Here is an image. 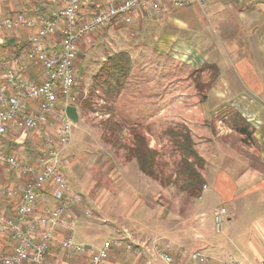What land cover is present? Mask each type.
<instances>
[{
  "label": "crops",
  "instance_id": "crops-1",
  "mask_svg": "<svg viewBox=\"0 0 264 264\" xmlns=\"http://www.w3.org/2000/svg\"><path fill=\"white\" fill-rule=\"evenodd\" d=\"M49 8L47 0H0V15H33L37 11L47 12ZM131 23L133 25L129 34L130 50L125 52L132 63L131 72L126 86L112 103L113 110L114 106L119 104L121 94L129 86L130 79L136 84L135 87L140 84L141 72L134 73V70H137L139 65L141 69V65L150 61L162 62L167 58L188 72L194 83L186 87L188 91L184 92L181 89V93L176 91L174 94L175 98L176 94L190 92L189 103L176 100L167 103V100H164L162 106L157 108L155 117L148 116L127 121L123 126L142 130L148 139L149 147L155 148L156 142L167 140L166 111L168 109L182 111L180 122L190 130L195 148L204 159L205 165L207 163L205 152L211 158L217 157L218 152H221L220 156L224 160L226 179H220L219 172L211 178L203 174L205 185L201 195L198 199L190 200V203L193 207V202L196 200H210L212 213L216 206H225L228 212L224 220L226 226L222 234L219 233L220 230L214 231L219 233L218 235H211L202 221L197 226L189 223L191 242L196 245L191 251H202L209 259L205 264H219L222 255H230L228 253L235 256L241 264H257L264 261V2L203 0V5L200 6L191 0L186 7L168 9L156 19L135 12ZM118 24L121 23L115 21L107 23L99 33L97 32L98 34L96 33L97 36L101 37L102 31L107 27ZM27 38L28 35L24 32L0 33V46L17 59L18 67L22 66L23 75L37 79V67L25 64L23 60L24 51L28 47ZM84 44L78 46L77 54L85 48ZM45 47L51 53L59 51L61 48L59 35L50 37ZM149 55L151 58L147 57ZM107 57L103 56L101 63ZM134 61L137 64L133 65ZM203 65H214L218 70L216 81L205 91L198 86V79L203 82L206 77L204 73L198 74V69ZM76 89L75 87L72 90V94L79 97ZM82 92L84 94L86 91ZM153 93L157 94L159 100L162 99L159 92ZM203 93L205 98L201 99L199 94ZM151 99H156V96L152 98L146 96L142 101ZM68 106L76 108L79 120L78 105ZM236 116L248 125L249 136L246 140L232 128V121ZM50 125L51 123L26 136L16 127L10 126L8 134L0 138V144L6 152L22 149L31 158L35 157L38 145L31 138L35 136L39 139L51 133ZM68 146L65 150L69 148ZM65 162L62 160L63 166ZM120 170L117 173L121 175L119 181L124 186V190H131L133 181H138L147 187L145 194L148 199H152L149 196L151 179H147L138 171L134 161L125 162ZM14 185H23L22 179H18L0 165V186ZM157 186L161 192H164L165 188ZM205 190H207L206 194ZM38 202L33 214H39L45 209L44 207L50 206L51 197L44 192L40 194ZM38 205L42 209L38 208ZM12 211L13 205L1 197L0 212ZM148 211L151 212L150 206ZM149 212L148 218L151 219ZM65 237L66 233L62 225H59L46 256L47 264H74L76 261L87 264L85 255H73L70 258L65 256L60 248V242ZM131 239L128 242H131ZM159 241L161 245L171 244L173 249L178 251L176 263L202 264L192 262L188 258L187 253L190 251L183 255L181 252L185 250L182 245L178 246L177 242L170 243L166 237H161ZM134 242H136L134 244L143 243L141 240ZM13 244L8 234L0 236V251H10ZM142 263L147 264L145 252H142L140 257H134L125 248L120 247L110 252L104 264Z\"/></svg>",
  "mask_w": 264,
  "mask_h": 264
},
{
  "label": "built area",
  "instance_id": "built-area-1",
  "mask_svg": "<svg viewBox=\"0 0 264 264\" xmlns=\"http://www.w3.org/2000/svg\"><path fill=\"white\" fill-rule=\"evenodd\" d=\"M47 1L50 5L47 12L0 15V33L24 32L28 35L23 60L25 64L35 65L38 74L37 79L23 75L17 59L0 46V138L8 134L10 126L19 129L24 136L49 123L52 128L51 133L39 138L37 154L32 158L21 150L6 152L0 144V165L23 181L21 186H0V198L13 205L12 212H0V236L8 234L14 242L10 251H0V264H47L46 256L59 225L66 233L60 248L67 258L85 255L87 264H104L113 249L123 247L134 257L145 252L147 264H178L175 260L178 251L171 245H161L152 238L134 245L128 242L132 236L125 228L116 231L114 238L105 240L98 248L74 243L72 210L80 206L83 199L71 190L59 165L75 125L66 115L65 108L77 100L72 88L78 46L111 21L128 24L135 12L151 19L160 18L166 10L184 8L191 0ZM193 1L203 5V0ZM56 34L61 48L51 53L45 43ZM44 192L50 195L51 204L41 213L33 214L39 196ZM83 213L89 215L88 211ZM227 215L223 205L213 209L215 232L221 230ZM181 253L184 255L185 251ZM187 256L195 263L209 261L197 251L189 252ZM219 264L241 263L235 256L226 254ZM257 264H264V261Z\"/></svg>",
  "mask_w": 264,
  "mask_h": 264
},
{
  "label": "rangeland",
  "instance_id": "rangeland-1",
  "mask_svg": "<svg viewBox=\"0 0 264 264\" xmlns=\"http://www.w3.org/2000/svg\"><path fill=\"white\" fill-rule=\"evenodd\" d=\"M132 25V23H121L107 27L105 31H102L101 37L97 36L100 32L98 31L97 34L95 33L84 42L85 48L78 52L74 61L75 87L79 95L84 90L86 91L84 96L87 94L91 76L99 68L103 56L107 57L117 52L130 50L129 40L131 37L129 34ZM147 57L151 58L150 55ZM135 64L137 62L134 61L133 65ZM144 66L145 68H143ZM141 67L140 69L139 65L137 70H134V73L141 72L140 84L135 87L136 84L132 83L131 79L129 80V86L121 94L119 104L114 106V117L109 118L106 109L99 107L93 113L81 114L78 122L72 128L69 148L61 154L59 169L66 177L70 188L80 193L83 199L82 204L72 210V215L76 218L72 239L75 243L98 248L105 240L114 238L116 231L125 228L133 236L130 240L132 244L136 243L134 242L136 240L146 242L152 238L159 241L161 237H166L170 243L177 242L178 246L182 245L185 252H192L191 250L196 245L191 242L189 223L197 226L202 221L211 235L222 234L226 226V222H223L221 231L214 232L210 209L211 201L196 200L192 207L185 194L169 186L163 189L164 192H161L157 186L158 182L153 180H151L150 191L148 190L152 199H148L145 194L147 187L138 181H133L131 190H124V186L119 181L121 175L117 173L126 162L124 149L114 147H117L115 133L110 136L106 134L109 136L108 140L102 138L103 128L100 123L107 119L124 123L148 116L155 117L158 112L157 108L162 106L164 100H167V103L175 102V100L189 103L190 92L176 94L174 98L176 91L179 93H181V89L184 92L188 91L186 87L194 83L188 72L167 58H164L162 62L150 61ZM154 91L160 93L161 100L158 99L156 93H153ZM146 96H151V98L156 96V99L143 102L142 100ZM138 103L139 106H137ZM97 105H103V102L99 101ZM180 112L182 111L170 109L166 111L167 127L174 128L175 125L181 123ZM128 134V127L123 126L119 136L121 143H127ZM31 139L39 145L37 137L34 136ZM155 148L160 150L159 161L165 172L171 171L177 156L170 153L168 141L156 142ZM218 153L217 157L211 158L205 152L207 163L202 173L207 178H211L219 172L220 179H226L224 160L220 156L221 152ZM62 160L66 161L64 166ZM230 179L233 180V177L230 176ZM148 206H150L151 212L148 211ZM38 208L41 206L38 205ZM84 211H88L89 215H84ZM148 212L151 213V219L148 218ZM201 217L203 218L201 219ZM163 242L165 243V241ZM174 245L177 247L176 244ZM199 252L206 256L202 251ZM224 255L219 261L223 259ZM74 264H83V262L76 261Z\"/></svg>",
  "mask_w": 264,
  "mask_h": 264
},
{
  "label": "trees",
  "instance_id": "trees-1",
  "mask_svg": "<svg viewBox=\"0 0 264 264\" xmlns=\"http://www.w3.org/2000/svg\"><path fill=\"white\" fill-rule=\"evenodd\" d=\"M132 63L125 52H119L108 56L99 66L91 79L87 94L80 93L74 104L78 105L80 115L95 112L99 108L106 109L109 118H113L112 103L126 86L131 72ZM206 75L203 82L198 79V86L205 91L216 81L218 70L214 65H203L198 69V74ZM75 88H72V90ZM205 98V94H199ZM102 101L103 105L98 106ZM108 110V111H107ZM104 112V111H103ZM103 128L105 140L111 134H116V149H124V160L134 161L138 171L145 177L158 182L162 187H173L185 194L189 200L198 199L204 188L205 182L202 171L205 168V161L195 148V142L190 130L182 123L167 127L165 134L170 145V153L177 156L171 171L165 172L160 164V150L149 147L147 137L137 127H129V138L121 143L120 133L123 123L107 119L100 123ZM232 128L240 133L244 140L249 136L248 125L236 116L232 121ZM108 134L109 136H106Z\"/></svg>",
  "mask_w": 264,
  "mask_h": 264
},
{
  "label": "water",
  "instance_id": "water-1",
  "mask_svg": "<svg viewBox=\"0 0 264 264\" xmlns=\"http://www.w3.org/2000/svg\"><path fill=\"white\" fill-rule=\"evenodd\" d=\"M65 113L72 120V122L77 123L78 114H77L76 108L74 106H67L65 108Z\"/></svg>",
  "mask_w": 264,
  "mask_h": 264
}]
</instances>
